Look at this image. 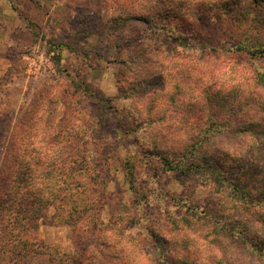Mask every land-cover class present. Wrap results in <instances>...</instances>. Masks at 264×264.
<instances>
[{
	"label": "trees",
	"instance_id": "trees-1",
	"mask_svg": "<svg viewBox=\"0 0 264 264\" xmlns=\"http://www.w3.org/2000/svg\"><path fill=\"white\" fill-rule=\"evenodd\" d=\"M167 1L177 5L165 13L176 11L177 31L225 48L180 41L183 51L172 55L142 49L128 62L137 75L128 94L137 124L153 133L147 144L162 147L155 154L164 170L207 184L206 201L177 199L165 225L125 233V218L101 217L104 183L86 147H53L60 129L47 125L41 135L31 126L0 165V243L14 263L42 254L47 264H264V0ZM197 3L208 9L181 19ZM126 18L150 24L158 15ZM165 107L172 117L159 114ZM48 210L50 224L71 229L68 247L37 237Z\"/></svg>",
	"mask_w": 264,
	"mask_h": 264
},
{
	"label": "rangeland",
	"instance_id": "rangeland-1",
	"mask_svg": "<svg viewBox=\"0 0 264 264\" xmlns=\"http://www.w3.org/2000/svg\"><path fill=\"white\" fill-rule=\"evenodd\" d=\"M204 3L191 5L181 19L208 9L207 4L201 7ZM170 5L167 0H0V165L4 148L25 145L26 129L39 127L43 135L51 125L60 129L63 140L57 138L53 147L67 142L86 147L88 163L104 183L101 217L125 218V233L165 225L177 199L204 204L209 186L164 170L155 154L162 147L147 144L153 133L137 124L128 94L137 76L128 62L142 49L172 55L183 51L180 41L194 48L202 43L223 48L198 34L177 31L176 11L165 15ZM147 8L158 15L150 24L124 20L146 15ZM209 26L206 17L198 23L201 33ZM173 113L172 108L159 110L170 117ZM39 141L29 143L34 147ZM51 211L39 221L37 237L44 244L68 247L71 229L50 224ZM9 249L0 243V264H47L42 254L14 263Z\"/></svg>",
	"mask_w": 264,
	"mask_h": 264
}]
</instances>
